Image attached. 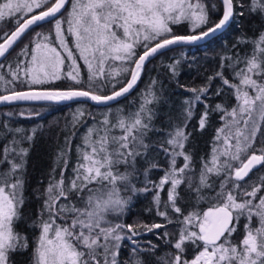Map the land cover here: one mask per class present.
<instances>
[{
  "label": "snow or ice",
  "instance_id": "1",
  "mask_svg": "<svg viewBox=\"0 0 264 264\" xmlns=\"http://www.w3.org/2000/svg\"><path fill=\"white\" fill-rule=\"evenodd\" d=\"M69 3L70 0H0V22H12L8 31L0 28L2 58L10 54L33 25L54 21L51 32L35 33L31 46L25 45L17 53L14 66L0 64V84L5 85L0 104L60 103L84 98L96 105H108L131 93L150 58L173 45L195 44L214 36L231 24L237 6L244 7L240 0H221L222 15L212 21L203 0H71L70 10L66 7ZM212 8L215 10V5ZM64 12L68 13L66 19L61 18ZM248 12L264 19V0H249ZM239 15L243 16V11ZM182 22L191 24L190 34L174 33L172 26ZM68 36L73 38L88 76L86 82L82 80L77 67L67 73V78L78 85L86 83V87L33 89L31 85L61 78L60 66L65 57L60 49L67 51L66 58L76 65L77 58L68 48ZM240 45L251 47L241 51ZM109 61H119L122 67L108 71ZM178 64L179 61H173L168 65L173 76L177 75ZM225 69L230 71L231 80L224 75ZM122 74H127L126 78L118 79ZM217 78L221 87L214 94L220 95L226 86L232 90L236 105L229 110L216 104L211 109L221 113L224 123L216 130L209 158L201 157L197 173L192 154L185 151L191 136L186 129L194 103L204 101L212 80ZM17 82L29 85L28 90H17ZM157 83L151 81L134 110L118 108L113 112L108 108L100 120L82 108L72 113L73 137L89 119L92 124L87 125L81 143L75 146L77 158L70 177L65 176L72 151L69 137L65 138L66 150L61 149L56 155L55 167L42 194L40 235L33 250V264H145L144 253L155 264H264V195H258L264 192V176L247 187L241 183L253 169L264 166V141L256 146L258 133L264 135V31L252 39L245 35L237 38L231 55L221 57L219 70L208 77V83L199 89H189L195 95L184 102L187 107L183 124L166 131V139L159 145L149 142V134L160 131L153 125L154 106L160 101ZM208 117L209 106L205 104L198 121L199 130L205 128ZM23 131L7 124L0 129L5 136L13 134L0 149V167L8 165L0 171V264H8L11 253L28 248L27 237L15 230L24 204V158L28 154V149L19 145L33 138ZM153 147L168 160L158 183L148 179L149 173L158 168L157 163L148 160ZM177 158L183 159L179 167ZM141 159L148 163L142 173L137 168ZM57 168L59 179L55 175ZM139 175L144 177L140 188L134 182ZM214 177L220 178L218 190ZM165 185H169L167 201L161 211L160 192ZM181 185H186V191L197 204L207 201L208 209L185 215L177 203ZM147 192L153 193L157 215L168 224L175 222L179 226L173 233H163L171 250L161 255L157 254V245L149 242L142 248L134 237L141 234L140 227L151 232L166 228L165 224L141 226L108 219L110 213L122 215L132 195ZM73 198L82 202L83 207H77ZM169 209L176 215L175 221L169 216ZM254 218L258 226H253ZM242 219L245 223L237 242L233 236L240 230ZM169 236L173 238L167 239ZM125 240L133 247L129 258L121 262L118 257ZM190 248L195 254L188 259L186 252Z\"/></svg>",
  "mask_w": 264,
  "mask_h": 264
},
{
  "label": "trees",
  "instance_id": "2",
  "mask_svg": "<svg viewBox=\"0 0 264 264\" xmlns=\"http://www.w3.org/2000/svg\"><path fill=\"white\" fill-rule=\"evenodd\" d=\"M204 4L209 9V16L212 21L218 20L221 15V5L218 0H203ZM243 4V8L237 6L235 12L237 15L233 21L225 30L220 34L208 40L207 42L196 46H183L177 47L162 54L157 55L150 60L144 69L137 82L134 90L126 97L119 101L106 106V107H94L84 102H74L66 105H53V104H26V105H12L0 108V129L4 124H7L9 128H21L24 135L32 136L31 141H22L19 147L27 148L28 154L25 159L24 168V204L20 209V218L15 223V230L21 235H24L28 239V248L24 251L13 252L9 255L8 264H33V250L36 246V241L40 233L38 227L40 221V212L43 206V192L48 184L52 169L55 167L56 155L61 149L67 148L65 144V138L71 139L72 151L69 154L68 171L65 173L66 178L72 175L71 169L76 162V145L81 143V136L85 133L87 125L92 124V120L89 119L86 125H81L76 130V135L73 137V129L70 126L71 115L77 108H82L86 112L92 113L97 120L103 118V113L111 108L115 112L118 108H123L125 111L134 110L141 98V94L146 91L152 80H156L158 83L155 86L160 96V101L155 107L156 116L153 121V125L156 129H160L159 132H151L149 134V142L159 145L166 139L165 132L172 130L175 125L183 124V113L187 105L184 103L186 100L191 101L194 97V93L189 89H199L208 83V77L214 75L219 70V64L221 57L225 54L231 55L232 46L236 43L237 38L242 35L252 39L259 35L261 31H264V19L259 15H251L248 12L249 0H240ZM215 5V10L212 6ZM69 10L71 8L70 3L66 6ZM243 11L244 15L240 16L239 13ZM68 13L64 12L62 19H66ZM12 27L11 21L0 22V28L4 31H8ZM54 21L52 23L45 22L32 27L13 47L10 54L6 58L0 61V64L15 65L17 60V53L25 47V45L31 46V41L35 36V33H49L53 30ZM173 31L178 35H186L191 32V24L188 22H182L178 25H173ZM64 28H67V24H64ZM68 48L73 50V55L77 58L76 65L72 64V61L67 59V51L60 49L61 55L65 57L64 64L60 66L61 78L58 80H52L49 83L42 85H31L33 89H69V88H85L86 83L76 84L71 79L67 78V73L78 67L81 74V79L86 82L88 76V69L82 59H79V52L75 50L74 40L71 36L67 37ZM250 45H240L238 50L245 51L250 50ZM173 61H179L177 65V75L173 76L168 68V65ZM111 65V67H109ZM122 67L119 61H109L106 65V70L111 71L112 68ZM127 74H122L118 79H125ZM224 75L230 80L232 79L229 70L225 69ZM21 78L24 79L23 74ZM7 87H12L8 85ZM17 90H25L29 88V85L17 82L15 84ZM119 87V85H117ZM221 87V81L217 78L212 80L209 93L203 102H196L192 107L193 116L188 123L186 132L191 133L189 141L186 143L185 151L189 152L193 156L194 169L198 173L200 167L201 157L205 159L209 158V154L215 143L214 137L216 130L223 126L224 121L221 119V113L212 111L216 104H222L229 110L236 105V100L232 94V90L224 86L220 95H215L217 88ZM5 85L0 84V94L4 93ZM108 91H111L109 88ZM205 104L209 106V117L205 128L201 131L198 128V121L201 113L205 109ZM11 113V115H7ZM23 113V115H21ZM38 113V115H37ZM31 114V115H30ZM66 125H68L66 127ZM33 130L35 132L33 133ZM6 131V130H5ZM12 133H8L6 136L3 132H0V149L12 139ZM19 138V136H17ZM264 141V135L258 133L256 146L259 147L261 142ZM11 159V157H9ZM148 160L154 161L158 164L157 169H153L149 173L148 179L158 183L160 178L164 175V170L168 167L167 157L163 152H158L157 148L153 147L148 153ZM183 164L182 158H177V167ZM8 165L4 164L0 167V171L7 169ZM148 167V163L145 160H138L137 168L142 173L143 170ZM123 171V166H121ZM60 170L56 169V178L59 179ZM256 171H252L248 177L245 178V182H241L245 187L257 183L258 176ZM216 182L218 190L219 179L213 178ZM144 177L138 176V179L134 181L138 188L143 187ZM169 185H165L164 190L160 192L161 206L160 210L163 211V204L167 201V190ZM249 190H251L249 188ZM180 199L177 201L178 205L182 208L185 215L189 212L206 211L210 206L207 201H201L196 203L194 197H192L186 191V185H181L179 188ZM124 196L129 193L122 192ZM211 195L212 193L207 192ZM153 193H137L132 195L131 201L126 207L122 215L110 213L108 219L114 222L133 225H151L153 223H162L166 225V228L155 229L151 232L147 231L144 227L138 228L140 235L134 237V239L140 244V246L147 247L149 242L158 246V255L170 251L167 246L163 233L168 231L169 233L175 232L179 227L175 222L168 224L167 221L157 215V209L153 204ZM74 199V198H73ZM77 207H83L82 202L76 201ZM149 209H151L149 211ZM169 216L173 221L176 220V215L169 209ZM47 219V216L44 217ZM241 224V223H240ZM240 230L234 234V241H239L243 230L240 225ZM169 236L167 239H172ZM133 245L130 241L122 242V250L118 259L123 262L127 260L131 254V248ZM195 254L193 249H189L186 252V257L191 259ZM145 264H155L154 259L147 253L143 255Z\"/></svg>",
  "mask_w": 264,
  "mask_h": 264
},
{
  "label": "water",
  "instance_id": "3",
  "mask_svg": "<svg viewBox=\"0 0 264 264\" xmlns=\"http://www.w3.org/2000/svg\"><path fill=\"white\" fill-rule=\"evenodd\" d=\"M219 2H220V5H221V15H222V4H221V0H218ZM45 22H48V21H41V22H38V25L39 24H42V23H45ZM34 26H36V25H33L32 27H34ZM227 28V26L223 29V30H225ZM30 30V29H29ZM28 30V31H29ZM223 30H221V31H219V32H217L214 36H210V37H208V38H206V39H204V40H201V41H199V42H197V43H195V44H190V45H173V46H171V49H174V48H177V47H183V46H196V45H200V44H203V43H205V42H207L208 40H210V39H212L213 37H215V36H217L218 34H220ZM23 37V36H22ZM21 37V38H22ZM20 38V39H21ZM20 41V40H19ZM18 41V42H19ZM17 42V43H18ZM16 43V44H17ZM15 44V45H16ZM14 45V46H15ZM13 46V47H14ZM170 49V50H171ZM169 49H165V50H163L162 51V53L163 52H165V51H168ZM11 51V50H10ZM157 55H159V53L158 54H156L154 57H156ZM154 57H152V58H150L149 59V61L150 60H152ZM2 59H4V58H2V57H0V61L2 60ZM148 61V62H149ZM148 62H146V64L148 63ZM137 85V84H136ZM136 87V86H135ZM134 87V88H135ZM25 90H28V89H25ZM37 90H40V89H37ZM58 90H61V89H58ZM62 90H66V89H62ZM134 90V89H133ZM132 90V91H133ZM131 91V92H132ZM127 95H129V94H127ZM126 95V96H127ZM125 96V97H126ZM122 98H124V97H121V98H119V100L120 99H122ZM118 100V101H119ZM74 102H84V103H86V104H88V105H90V106H94V107H106V106H109V105H111V104H113V103H115V102H117V101H110L109 103H108V105H96L95 104V102H93V101H90V100H86V99H84V98H80V99H78V100H73V101H65V102H60V103H55V102H46V101H17V102H13V103H10V104H0V108L1 107H5V106H12V105H26V104H53V105H66V104H69V103H74ZM259 167V166H258ZM257 167V168H258ZM257 168H255V169H257ZM255 169H253V171L255 170Z\"/></svg>",
  "mask_w": 264,
  "mask_h": 264
},
{
  "label": "flooded vegetation",
  "instance_id": "4",
  "mask_svg": "<svg viewBox=\"0 0 264 264\" xmlns=\"http://www.w3.org/2000/svg\"><path fill=\"white\" fill-rule=\"evenodd\" d=\"M254 171H256L258 174H257V176H258V180H259V178L261 177V176H263V174H264V166H259L257 169H255ZM258 195H264V192H261V193H259ZM241 225V224H240ZM253 226H258V224H257V221H255L254 223H253ZM241 227V226H240Z\"/></svg>",
  "mask_w": 264,
  "mask_h": 264
},
{
  "label": "rangeland",
  "instance_id": "5",
  "mask_svg": "<svg viewBox=\"0 0 264 264\" xmlns=\"http://www.w3.org/2000/svg\"><path fill=\"white\" fill-rule=\"evenodd\" d=\"M263 176H264V174H263ZM255 221H257V220L254 218L253 221H252V224H253ZM240 223H241V225H242V227H243V224L245 223V221L242 219V220L240 221ZM39 235H40V233H39ZM39 235H38V237H39ZM37 239H38V238H37Z\"/></svg>",
  "mask_w": 264,
  "mask_h": 264
}]
</instances>
